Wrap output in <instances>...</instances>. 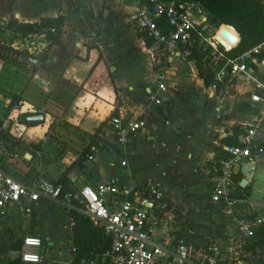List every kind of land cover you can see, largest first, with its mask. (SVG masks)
<instances>
[{
  "label": "crops",
  "instance_id": "0c3cea01",
  "mask_svg": "<svg viewBox=\"0 0 264 264\" xmlns=\"http://www.w3.org/2000/svg\"><path fill=\"white\" fill-rule=\"evenodd\" d=\"M136 5L137 0H11L10 19L36 22L60 16L63 26L59 45L43 35L29 37L32 47L25 51L38 59L37 65L0 59V135L16 154L0 157V168L32 184L37 163L51 181L70 167L67 177L74 190L104 181L157 184L164 196L156 212L165 221L153 230V244L173 242L177 234L192 230L189 240L195 249L219 242L226 264H249L235 260L240 247L234 217L264 215V189L257 188L264 154L252 174L238 169L239 191L253 205L237 204L233 216L214 208L213 176L204 167L223 154L224 146L233 145L224 139L235 128L238 143L241 124L262 115L264 109L250 96H264V90L244 77L207 86L186 54L170 59L154 41L146 44L145 34L128 18ZM13 34L3 27L0 40L7 36V43ZM258 55L249 68L264 84V58ZM158 72L165 75L166 92L158 89ZM28 113H41L44 119L39 124L22 121ZM113 115L145 120L148 131L121 144L110 124ZM261 127L264 131V123ZM9 136L20 145L12 149ZM92 145L97 147L93 153ZM72 225L60 199L9 204L0 214V264L17 258L10 251L19 249L16 241L27 235L42 239L41 261L31 264H72Z\"/></svg>",
  "mask_w": 264,
  "mask_h": 264
},
{
  "label": "built area",
  "instance_id": "2783aa9c",
  "mask_svg": "<svg viewBox=\"0 0 264 264\" xmlns=\"http://www.w3.org/2000/svg\"><path fill=\"white\" fill-rule=\"evenodd\" d=\"M138 32L150 37L158 48L170 59L181 54L188 55L190 48L196 45L203 53L202 64L210 69L212 83L228 84L236 77L253 80L258 88L264 90V84L254 78L249 65L257 60V55L264 53V41L244 53L230 57L216 41V35L225 25H211L205 9L192 0H137V5L128 15ZM211 31H208V29ZM20 40L7 42L12 47L29 50L32 47L29 37L18 36ZM193 62H195L193 60ZM165 75L157 73L158 89L166 92ZM250 99L264 109V96L253 93ZM159 103L160 98L153 99ZM264 112L251 124H241L242 133L238 143L223 147V154L205 165V171L212 177L211 201L217 211L233 216L235 206L250 203L247 194L239 191L236 174L244 164H255L264 154L260 147L264 141ZM114 136L121 144L129 143L135 136L145 134L148 126L145 120L125 121L119 115L110 117ZM1 130V127H0ZM92 153L97 150L90 147ZM16 157L10 149V142L0 135V157ZM93 155H88L92 157ZM37 163L38 171L34 183L25 184L0 168V214L9 204L32 203L40 198L60 199L66 209H77L83 213L94 227L101 229L109 237L110 245L96 257L98 264H218L224 259L223 244L211 242L199 251L189 240L192 230L179 233L173 242L162 245L151 242V234L165 220L157 214V205L162 201L164 190L157 184L137 186L133 183L99 182L92 187L83 185L74 191H65L62 187L43 176ZM125 163H123L124 165ZM77 199L81 204H72ZM235 229L239 234V247L253 237L255 231L264 227V215L242 214L234 217ZM42 239L27 235L19 249L11 250L12 257L20 258L24 264L41 261ZM237 256V254H236Z\"/></svg>",
  "mask_w": 264,
  "mask_h": 264
},
{
  "label": "trees",
  "instance_id": "16d2710c",
  "mask_svg": "<svg viewBox=\"0 0 264 264\" xmlns=\"http://www.w3.org/2000/svg\"><path fill=\"white\" fill-rule=\"evenodd\" d=\"M198 2L207 12L208 21L211 25H225L231 27L237 34V42L232 45L226 54L230 57L238 56L252 47L264 41V0H192ZM63 26L62 17H42L36 22H23L11 18L6 28L11 30L16 37L19 35H43L50 44H61V33ZM14 34L11 38H16ZM153 39L146 37V44L151 45ZM222 48V47H221ZM21 54H29L25 50L15 49L4 41L0 40V59L20 62ZM203 53L194 45L190 48V53L185 56L186 60H194L195 66L204 83L209 86L213 80L210 69H206L202 64ZM259 59L264 58V54L258 55ZM16 100V95L11 98V104ZM39 124L38 122H30ZM239 130L234 129V134L224 139L227 144H236ZM8 135L4 133V136ZM11 148L20 145V141L9 136ZM76 163H81L77 160ZM70 167L65 169L53 182L62 187L61 196L65 191H74L67 177ZM72 204L80 207L77 199H73ZM68 215L73 225L71 230L72 241V264H90L96 257L109 248L110 240L104 232L94 227L91 221L79 210L69 209ZM22 239L16 241L15 247L20 248ZM244 260L249 264H264V227L258 228L253 237L246 240L237 252L235 260ZM222 259L218 264L226 261ZM9 264H24L20 258L10 260Z\"/></svg>",
  "mask_w": 264,
  "mask_h": 264
},
{
  "label": "water",
  "instance_id": "95a60500",
  "mask_svg": "<svg viewBox=\"0 0 264 264\" xmlns=\"http://www.w3.org/2000/svg\"><path fill=\"white\" fill-rule=\"evenodd\" d=\"M216 41L223 48H228L237 42V35L233 34L227 28H222L216 35ZM19 60L28 65H37L39 63L38 59L32 55L21 54ZM22 121L38 122L44 119L41 113H28L21 117ZM255 168V164H244L242 166V171L246 174H252ZM252 177V175H251Z\"/></svg>",
  "mask_w": 264,
  "mask_h": 264
},
{
  "label": "rangeland",
  "instance_id": "374dc122",
  "mask_svg": "<svg viewBox=\"0 0 264 264\" xmlns=\"http://www.w3.org/2000/svg\"><path fill=\"white\" fill-rule=\"evenodd\" d=\"M11 0H0V33L3 32V27H6L5 23L7 21H9V13H10V9H9V5H10ZM208 31H211V29L209 28ZM7 36H3L1 40H5ZM9 41V40H6ZM40 55V54H39ZM37 55V56H39ZM258 179L259 180V184L257 185V188L259 189H264V173H259L258 174ZM262 180V182H261Z\"/></svg>",
  "mask_w": 264,
  "mask_h": 264
},
{
  "label": "bare ground",
  "instance_id": "6f19581e",
  "mask_svg": "<svg viewBox=\"0 0 264 264\" xmlns=\"http://www.w3.org/2000/svg\"><path fill=\"white\" fill-rule=\"evenodd\" d=\"M225 28H227L229 31H231L232 33L234 32V30L231 27L225 26ZM234 34V33H233ZM237 35V34H235Z\"/></svg>",
  "mask_w": 264,
  "mask_h": 264
}]
</instances>
